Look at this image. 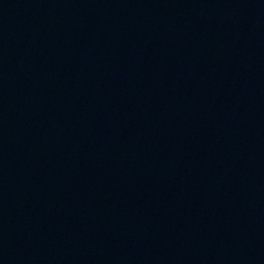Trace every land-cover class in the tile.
<instances>
[{"label": "water", "instance_id": "water-1", "mask_svg": "<svg viewBox=\"0 0 264 264\" xmlns=\"http://www.w3.org/2000/svg\"><path fill=\"white\" fill-rule=\"evenodd\" d=\"M0 264H264V0H0Z\"/></svg>", "mask_w": 264, "mask_h": 264}]
</instances>
